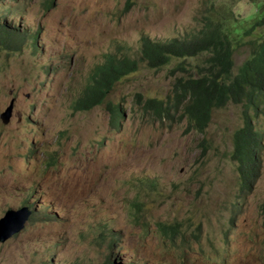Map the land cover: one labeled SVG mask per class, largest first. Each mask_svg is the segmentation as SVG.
<instances>
[{
    "label": "rangeland",
    "instance_id": "1",
    "mask_svg": "<svg viewBox=\"0 0 264 264\" xmlns=\"http://www.w3.org/2000/svg\"><path fill=\"white\" fill-rule=\"evenodd\" d=\"M210 5L239 24L257 10L250 0H0V23L24 34L20 48L0 42V216L34 210L0 242V264H264V108L252 118L263 136L259 173L241 188L231 153L245 99L213 107L198 132L176 104L174 79L197 73L205 54L160 67L139 57L142 34L196 32ZM106 51L138 67L81 110ZM248 52L245 42L234 51L232 74ZM159 222L177 233L160 234Z\"/></svg>",
    "mask_w": 264,
    "mask_h": 264
},
{
    "label": "trees",
    "instance_id": "2",
    "mask_svg": "<svg viewBox=\"0 0 264 264\" xmlns=\"http://www.w3.org/2000/svg\"><path fill=\"white\" fill-rule=\"evenodd\" d=\"M250 1L256 3L257 10L244 19V24H239V20L232 17L229 11L210 5L196 32L189 31L185 36L167 39H153L144 34L140 47L141 57L150 67L166 65L172 58L205 54V59L197 65V73L178 75L174 79L176 104L183 103L182 114L198 132L205 130L213 107L245 99L242 107L243 123L232 133L231 153V158L238 162L241 188H250L253 179L258 176L259 161L254 153L263 141L262 132L252 122V118L258 117L264 108V0ZM16 35H19L16 28L0 24L2 45L10 47ZM244 42L249 45V52L237 72L232 74L234 51ZM176 67L186 70L183 64H177ZM135 68V59L105 53L104 61L96 65L77 100L80 108L87 109L102 102L114 82ZM116 108V104L109 105L112 116ZM154 108L160 114L168 110L163 100H158ZM204 142L205 138H202V152L206 149ZM157 225L160 234L167 237H173L178 231V224L159 222Z\"/></svg>",
    "mask_w": 264,
    "mask_h": 264
},
{
    "label": "water",
    "instance_id": "3",
    "mask_svg": "<svg viewBox=\"0 0 264 264\" xmlns=\"http://www.w3.org/2000/svg\"><path fill=\"white\" fill-rule=\"evenodd\" d=\"M13 106V99L1 113L2 119L8 121ZM32 210L28 204H23L18 208H7L0 216V241H5L12 234L19 232L25 225Z\"/></svg>",
    "mask_w": 264,
    "mask_h": 264
},
{
    "label": "clouds",
    "instance_id": "4",
    "mask_svg": "<svg viewBox=\"0 0 264 264\" xmlns=\"http://www.w3.org/2000/svg\"><path fill=\"white\" fill-rule=\"evenodd\" d=\"M0 24H4V25H6V26H8L9 28H16L17 30H18V32H19V35H16V36H14L13 37V41H14V44H12V45H10V47H12V48H20L21 47V45L23 44V41H24V34H23V32L21 31V29L18 27V26H16V25H11V24H8V23H0ZM37 33L38 32H35L34 34H33V37L35 38V40H36V37H37ZM142 35H144V34H142ZM142 35L140 36V46H139V57L146 63V61L141 57V51H140V47H141V37H142ZM108 52H111V53H115L117 56H123V55H126V56H128L129 58H132V59H135L134 57H131L128 53H126V52H118V51H106V52H104V54H103V60H102V62L104 61V55H105V53H108ZM136 61H137V67H138V60L137 59H135ZM147 64V63H146ZM164 66V65H163ZM135 69H137V68H135ZM134 69V70H135ZM130 71H133V70H129L127 73H129ZM127 73H125V74H127ZM124 74V75H125ZM124 75H122V76H124ZM121 76V77H122ZM120 77V78H121ZM119 78V79H120ZM119 79H117V80H119ZM112 88V87H111ZM110 88V89H111ZM109 89V90H110ZM108 90V91H109ZM107 91V92H108ZM107 94V93H106ZM106 96V95H105ZM105 96H104V98H105ZM104 98H103V100H104ZM103 100H102V102H103ZM102 102H100V103H102ZM100 103H98V104H100ZM98 104H96V105H98ZM77 106L79 107V109H81V110H88V109H90V108H92V107H94L95 105H93L92 107H90V108H87V109H82V108H80V106L78 105V102H77ZM6 109V108H5ZM4 109V110H5ZM3 110V111H4ZM117 110H118V104H117V108H116V110H115V113H114V116H115V114L117 113ZM3 111H1V113L3 112ZM1 119H2V116H1ZM2 121L3 122H7V121H4L3 119H2ZM243 123V122H242ZM263 142V141H262ZM258 152V148H257V150L255 151V153H254V156H255V158L257 159V162H258V158H257V155H256V153ZM240 176V175H239ZM239 183H240V178H239ZM29 205V204H28ZM21 206V205H20ZM29 207L31 208V210H32V212L34 211L33 210V207H31L30 205H29ZM9 208H15V207H9ZM16 208H18V207H16ZM6 210V209H5ZM4 210V211H5ZM32 212H31V214H32ZM3 214H4V212H3ZM2 214V215H3ZM31 214H30V216H31ZM1 215V216H2ZM30 216H29V218H30ZM28 218V219H29ZM28 219H27V221H28ZM26 221V222H27ZM26 222H25V224H26ZM25 226V225H24ZM24 228V227H23ZM22 228V229H23ZM21 229V230H22ZM20 230V231H21ZM18 233V232H17ZM14 234H16V233H14ZM14 234H12V235H14ZM11 235V236H12ZM10 236V237H11ZM9 237V238H10ZM8 239V238H7ZM6 239V240H7ZM5 240V241H6ZM1 242V241H0ZM2 242H4V241H2ZM111 263H114V264H121V263H115L113 260L112 261H110Z\"/></svg>",
    "mask_w": 264,
    "mask_h": 264
}]
</instances>
